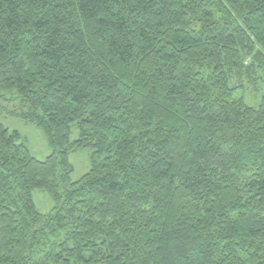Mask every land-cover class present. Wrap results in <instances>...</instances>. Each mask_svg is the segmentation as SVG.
Here are the masks:
<instances>
[{
    "label": "trees",
    "instance_id": "1",
    "mask_svg": "<svg viewBox=\"0 0 264 264\" xmlns=\"http://www.w3.org/2000/svg\"><path fill=\"white\" fill-rule=\"evenodd\" d=\"M1 100L0 264H264V0H0Z\"/></svg>",
    "mask_w": 264,
    "mask_h": 264
},
{
    "label": "rangeland",
    "instance_id": "2",
    "mask_svg": "<svg viewBox=\"0 0 264 264\" xmlns=\"http://www.w3.org/2000/svg\"><path fill=\"white\" fill-rule=\"evenodd\" d=\"M246 104L257 107L260 93L254 92L252 88L248 87L242 93ZM15 109V105L9 102L0 101V123L6 127L10 132L16 131L20 135V142L23 143L29 153L38 160H45L51 153L48 140L43 131L22 119L12 116L10 113ZM78 130L73 127L70 133V140L76 139ZM91 149L85 148L70 153L68 161L73 167L71 174L72 180L79 179L85 174L90 167ZM32 200L37 210L42 214H47L53 207V202L50 195L45 190L35 189L32 191Z\"/></svg>",
    "mask_w": 264,
    "mask_h": 264
}]
</instances>
